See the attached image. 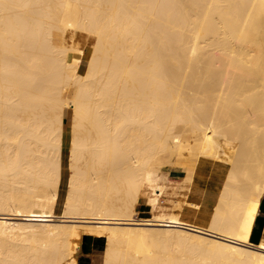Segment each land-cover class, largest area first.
<instances>
[{"label": "bare ground", "instance_id": "obj_1", "mask_svg": "<svg viewBox=\"0 0 264 264\" xmlns=\"http://www.w3.org/2000/svg\"><path fill=\"white\" fill-rule=\"evenodd\" d=\"M263 194L264 0H0V264H264Z\"/></svg>", "mask_w": 264, "mask_h": 264}, {"label": "rangeland", "instance_id": "obj_2", "mask_svg": "<svg viewBox=\"0 0 264 264\" xmlns=\"http://www.w3.org/2000/svg\"><path fill=\"white\" fill-rule=\"evenodd\" d=\"M85 33V32H84ZM77 35V36H76ZM80 35V36H79ZM82 35V36H81ZM87 36V37H85ZM83 37V38H82ZM86 38V39H85ZM74 40L77 42V46L82 48L80 54V73H83L86 67V61L90 56L92 50V43L94 40L92 37L86 35L83 36V32H77L74 37ZM85 39V40H84ZM79 44V45H78ZM72 110L71 108H66L64 111V123H63V135H62V154H61V179L59 182L57 190V202L54 207L55 218L59 217L61 213L64 196L66 193L67 187V177H68V168H67V155L70 147V120H71ZM167 174V172H166ZM173 180H180L184 177V172L181 170H176L172 168L171 171H168V174ZM165 194V193H164ZM141 202L142 209L150 213L146 208L143 201H138L137 204ZM137 216H147L148 214H143L142 211L138 212L135 209ZM106 246L105 238L103 236H96L93 234H86V232H81L75 241V258L78 264H103V253Z\"/></svg>", "mask_w": 264, "mask_h": 264}, {"label": "crops", "instance_id": "obj_3", "mask_svg": "<svg viewBox=\"0 0 264 264\" xmlns=\"http://www.w3.org/2000/svg\"><path fill=\"white\" fill-rule=\"evenodd\" d=\"M171 169L172 168H170L169 169V171H171ZM176 170H180V169H177V168H175ZM176 181V180H175ZM173 185H177L176 184V182H174L173 183ZM172 186V187H170V188H168L167 189V191L165 192V194H163L161 197H160V205H161V209H156V210H154V212L156 211V212H158V211H161V210H163L164 211V209H165V212L166 213H169V212H176V209H175V207H174V204H176L177 202H180L181 200H182V197L184 196L183 195V191L179 188L178 189V187L176 186ZM178 191H177V190ZM170 192V193H169ZM174 192V193H173ZM178 192V193H177ZM168 193V194H167ZM173 193V194H172ZM177 195H176V194ZM179 194V195H178ZM178 196L179 197H181V198H178ZM164 200H163V199ZM178 198V199H177ZM184 198V197H183ZM162 199V200H161ZM177 201H176V200ZM180 199V200H179ZM176 201V202H175ZM174 203V204H173ZM260 204H261V206H260V208H259V211H258V213H257V217L255 218V220H254V223H253V226H252V232H251V234H250V239L252 240H249L250 241V243H252V244H257V243H259L260 241H264V194H263V197H261V200H260ZM164 205V206H163ZM163 208V209H162ZM136 209H137V211L138 212H141L142 211V213L143 214H148L149 212L148 211H146V210H143L142 209V203L141 202H139L137 205H136ZM253 232H254V235H252L253 234ZM256 235V236H255ZM252 237V238H251ZM257 237H259V238H257ZM261 237V238H260ZM256 238V239H255ZM254 239V240H253ZM255 240H256V242H255Z\"/></svg>", "mask_w": 264, "mask_h": 264}]
</instances>
